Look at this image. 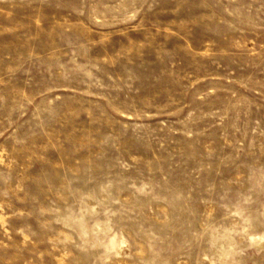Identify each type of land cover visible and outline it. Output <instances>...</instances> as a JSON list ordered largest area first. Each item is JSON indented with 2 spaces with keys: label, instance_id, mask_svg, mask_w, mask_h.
I'll list each match as a JSON object with an SVG mask.
<instances>
[{
  "label": "rangeland",
  "instance_id": "1",
  "mask_svg": "<svg viewBox=\"0 0 264 264\" xmlns=\"http://www.w3.org/2000/svg\"><path fill=\"white\" fill-rule=\"evenodd\" d=\"M0 264H264V0H0Z\"/></svg>",
  "mask_w": 264,
  "mask_h": 264
}]
</instances>
